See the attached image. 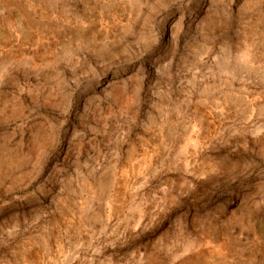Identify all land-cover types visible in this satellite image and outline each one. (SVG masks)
<instances>
[{
    "label": "rangeland",
    "instance_id": "rangeland-1",
    "mask_svg": "<svg viewBox=\"0 0 264 264\" xmlns=\"http://www.w3.org/2000/svg\"><path fill=\"white\" fill-rule=\"evenodd\" d=\"M0 264H264V0H0Z\"/></svg>",
    "mask_w": 264,
    "mask_h": 264
}]
</instances>
